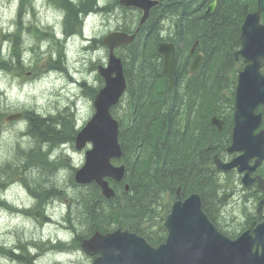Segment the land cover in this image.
Masks as SVG:
<instances>
[{"label":"trees","instance_id":"1","mask_svg":"<svg viewBox=\"0 0 264 264\" xmlns=\"http://www.w3.org/2000/svg\"><path fill=\"white\" fill-rule=\"evenodd\" d=\"M212 1L164 0L152 11L145 26L146 34L141 33L137 44L128 50L125 74L131 100L128 117L120 123V143L126 159L125 182L129 184L130 191L117 188V196L111 201L100 198L95 185L90 186L92 193H82L70 207L77 208L76 219L87 228L84 237L95 231L124 228L157 246L166 237L164 220L178 186H182L186 195L198 192L204 201L214 200L217 189L211 157L225 147L227 140L226 132L212 131L209 120L212 114H227L234 104V70L238 65L233 55L240 47L244 18L256 9L257 0H217L214 14L205 17L203 11ZM72 2H58L66 11L70 28L78 23L80 13L86 14L95 6L93 0ZM108 10L109 6L106 7ZM167 20L172 22V40L187 45L186 48L199 40L197 51L204 56L200 72L189 79L185 89L181 87L183 78L179 74L184 77L187 73L190 55H185L184 51L177 55L174 69L176 87L168 90L162 72L163 60L156 51L162 41V21ZM239 70L236 69L237 72ZM199 97L210 99L199 104L204 112L200 122L202 133L186 125V122L194 123L196 120L191 113L196 111ZM133 106L141 108L138 117L133 115ZM32 121L37 126L30 123L32 136L40 138L42 143L47 142L40 132L53 125L34 118ZM138 136L144 138L146 145L137 144ZM215 140L220 142L218 151L212 146ZM200 153L206 155V160L199 161ZM158 168L164 175L166 173L168 179L155 173ZM82 238L78 236L74 244L79 246Z\"/></svg>","mask_w":264,"mask_h":264},{"label":"water","instance_id":"2","mask_svg":"<svg viewBox=\"0 0 264 264\" xmlns=\"http://www.w3.org/2000/svg\"><path fill=\"white\" fill-rule=\"evenodd\" d=\"M124 6H134L144 10L145 15L141 24L145 23L151 8L158 5L151 0H121ZM216 2L207 12L210 16ZM264 12V0H258V9L247 16L242 27V49L236 53V60L241 55L246 62H251L240 73L236 91V105L234 112V128L232 146L228 152H243L244 154L228 164L217 160L218 169L229 170L243 168L249 158L263 155L264 132L254 136L253 131L261 123V115L255 110L264 104V77L260 74L261 63L264 60V26L260 24L261 14ZM123 33H114L105 39L111 50L110 64L107 70L101 69V75L106 79L103 89L95 102L97 114L87 127L77 137V148L82 149L87 142L93 143V150L87 152L85 166L75 176L79 184L96 182L101 188V195L107 199L115 196L109 188L106 178L120 182L124 177L125 168L111 165L112 158H120L122 153L118 144V124L111 119L109 109L116 104L126 88L122 64L113 55L115 47L133 41ZM159 52L164 54L165 73L170 78V86L174 84L172 78L174 62V46L162 44ZM202 56H197L192 62L190 73L195 74L202 63ZM113 74L116 76L113 77ZM18 116L10 117L15 120ZM213 124L223 131V121L213 119ZM178 200L174 203L171 214L165 223L169 236L166 244L159 248L151 247L143 238L128 231L118 230L110 234H95L90 240L83 242L82 248L89 255L100 254L94 264H264V247L262 255L253 254V242L260 243L263 233L260 232L259 241L250 240L249 236H242L237 242H232L220 235L210 222L203 210L202 199L194 193L184 202L181 188L177 191Z\"/></svg>","mask_w":264,"mask_h":264},{"label":"clouds","instance_id":"3","mask_svg":"<svg viewBox=\"0 0 264 264\" xmlns=\"http://www.w3.org/2000/svg\"><path fill=\"white\" fill-rule=\"evenodd\" d=\"M75 3L76 0H73ZM20 0H0V16L5 21L4 31L6 33H14L16 31V18L19 9ZM40 5L34 3L33 8H39ZM55 20L62 21L65 12L64 10H51ZM21 20L25 26L28 27L32 21V11L25 8ZM167 23V21H162ZM160 35L163 37L167 35L162 31ZM21 39L24 41L22 44L23 51L20 56V62L25 67H31L35 63V53L28 51L34 41L29 40L27 32H21ZM49 41H41L38 51L43 56L46 55V50L49 47ZM9 42H5V47ZM55 58V53H52ZM5 61L9 60V56L4 54L2 57ZM106 62V60H105ZM11 63H16L15 58H12ZM96 76L95 72L84 77L91 86H95L93 77ZM45 103L39 88L35 81L21 83L18 77L13 76L9 72L0 70V107L4 109H27L34 110L38 115L44 116L46 113L42 110ZM63 104V101L61 102ZM53 115L55 114L52 109L48 110ZM29 122L22 120L19 123L8 127L5 125L0 130V169L5 165H10L13 168H23L27 164L26 156H18L19 150L25 153L35 147L31 137L22 136L21 134L27 131ZM49 144L44 142L40 145V151L46 154V159L49 163H55L60 159L64 153L62 152L63 145L57 148H52L49 151ZM71 157H67V165H61L55 169L53 175L42 176V170L37 166H30L24 171L26 178H30V188L35 190L37 185H40L43 190L50 191L53 187L59 192H62L67 199H79L81 190L73 188L70 184V174L72 169ZM0 183L7 184L4 191L0 192V200L5 201L10 208L0 207V247L10 249L13 252L20 254L17 245L24 244L26 253L30 256L38 257L34 260L33 264H88L79 248L72 247L74 240L73 233H61L57 237L45 235L44 231L40 229L29 216H25L22 210L32 208L38 203L37 198L31 195L28 189L18 182H8L5 175L0 174ZM14 194H18L19 198H14ZM52 203L60 204L66 209V205L61 200H53ZM48 202L44 207L47 209ZM15 209V211L11 210ZM245 217L237 213V223L243 222ZM51 240L52 245L62 243L67 250L56 251L49 249L41 251L39 247L44 241ZM0 264H18L15 259H9L7 256L0 255Z\"/></svg>","mask_w":264,"mask_h":264},{"label":"rangeland","instance_id":"4","mask_svg":"<svg viewBox=\"0 0 264 264\" xmlns=\"http://www.w3.org/2000/svg\"><path fill=\"white\" fill-rule=\"evenodd\" d=\"M20 0V4H21ZM24 1V11L25 8L27 7L32 11V14H34V17L32 19V22H35L39 28H36L33 31L30 30V32H33L32 37L29 39L30 41H36L37 38L40 40L42 38H45L47 32L51 33H56L59 32V27L61 31V27H64V21H58L55 20L54 15L52 13V9L59 10L57 7V0H23ZM101 2H109L111 3L112 0H99ZM39 4V8H33V4ZM103 4V3H102ZM113 7V4H111ZM20 7V5H19ZM18 14V12H17ZM129 11L127 12V17L126 14L120 12L119 10L115 13H110V14H103L98 11H94L85 21L83 22L85 25V33L87 37L92 41V39H103L107 34L116 31L120 25L124 23L125 19V26L130 25L132 23V17L130 15ZM17 19V18H16ZM4 24L5 21L3 20V17L0 16V49H2V54H7L9 56L10 64L12 65L11 70H5V72L11 73L13 76L18 77L21 83L25 82H33L35 81L37 83V86L39 88V93L41 94L42 98L44 99L45 103L42 107V110L46 113V115L41 116V117H48L52 113L49 112V109H52V111L56 115L59 112H64V108L62 106L65 105H72L70 101L68 100L67 97V89L64 86L61 78L58 77H50V75L46 74V69L49 66H53L54 62H56V59L58 58V55L63 52L62 46L57 43L56 41H49V47L46 50L47 54L46 55H37L34 57L35 63L31 67H25L24 69L17 70L16 65L11 63L13 56V48L11 49V43L9 42V45L5 47V42H7L5 35L7 34L4 31ZM48 25H51L50 27ZM169 24L167 23L166 27H168ZM37 29L39 30L37 32ZM12 35L14 33H11ZM71 47H67V52L66 55L68 54L67 58L65 56L63 63L72 65L74 63L76 66V73L78 75V78L80 77L81 74L84 76H88L86 68H88V61L90 57L92 58V53L84 51V48L80 45V43H77L75 46L71 43H69ZM33 45V43L31 44ZM51 45L53 46L54 50L51 49ZM100 50V60L105 61V52L103 50V47H99ZM11 51V52H10ZM52 53H55V58H53ZM121 54H126L128 56V51H121ZM69 59V60H68ZM77 59V61H76ZM93 59V58H92ZM72 61V62H71ZM86 63V65H85ZM106 63H108V56L106 57ZM40 70V71H39ZM39 71V72H38ZM86 71V73H84ZM37 73H39L40 76H37ZM186 78V76H184ZM98 87V86H96ZM63 89L65 92H63ZM71 92H73V95L75 96L78 94L80 100H79V106H78V111H75L73 114L75 120L76 127H81L83 126L87 121H89L93 114H94V107H93V97L95 96L94 93L90 92L89 95L83 94L79 89H71ZM65 94V96H64ZM63 101V104L61 103ZM123 109L118 108V113L120 112V115L123 116L126 114V109H127V97L123 99ZM68 107L69 109L71 107ZM1 109V118H0V130L3 129L5 125H7L9 128L12 127L13 125L19 123L22 120H25L22 118L20 121H11L7 122V118L10 117L11 115L19 114L23 111H30V112H35L34 110H27V109H4L0 107ZM72 111L69 110V113ZM36 113V112H35ZM37 114V113H36ZM37 120V118L35 119ZM37 127L36 125H34ZM30 127V126H29ZM28 127V128H29ZM79 127V128H80ZM27 128V133L32 135V133L28 132ZM79 130V129H78ZM66 150L68 151L70 157H71V164L72 168L78 169L83 166L85 162V152H77L75 148L72 147L71 144L66 146ZM64 158V157H62ZM67 160V159H66ZM24 165L23 167H25ZM11 169L14 171L11 172ZM3 172H5L9 176L13 177H19L23 175V168H11L9 165H5L3 169H1ZM80 195L84 193L85 189H80ZM14 198H19L18 194H14ZM53 200H59L56 198H51L50 201L48 202L49 206L46 209V214L47 217L51 218V222L48 225L42 226L39 221L43 218L38 220L35 217V212L37 210H40L38 208H33L30 214L28 215L31 217V219L35 222V224L44 231L45 235L51 236L53 238L57 237L61 233H72V231L68 230H63L62 229V224H64L65 218L67 216V210L68 207H66L67 210H65L64 207H62L60 204L52 203ZM68 204L72 205L76 199H66ZM66 205V202H64ZM74 209V216L73 217H68V219L75 224V219H76V213H77V208ZM2 222V221H0ZM42 222V221H41ZM75 228H77V232L80 235H85L82 232V229H80L76 224ZM57 233V235H56ZM50 240H46L44 242H47ZM43 242V243H44ZM22 244V243H21ZM49 243L47 242L46 244H42L41 246L44 248L48 245ZM20 252V251H19ZM17 253V252H15ZM24 253V252H22ZM85 260L88 262V264H92L93 258L86 256L82 252ZM56 264H60V262H56Z\"/></svg>","mask_w":264,"mask_h":264},{"label":"flooded vegetation","instance_id":"5","mask_svg":"<svg viewBox=\"0 0 264 264\" xmlns=\"http://www.w3.org/2000/svg\"><path fill=\"white\" fill-rule=\"evenodd\" d=\"M262 118L263 122L256 131L257 133L264 129V109ZM233 158L231 157L229 160ZM256 160V158L249 160L248 168L243 174H238L237 170L228 172L226 215L213 218L215 224L220 228L224 227L231 231L233 238L246 231L254 235L256 228L264 224V162L254 170H250L255 167ZM245 177L247 178L245 179ZM237 213L245 217L243 222L237 223ZM238 233L240 234L237 235Z\"/></svg>","mask_w":264,"mask_h":264},{"label":"bare ground","instance_id":"6","mask_svg":"<svg viewBox=\"0 0 264 264\" xmlns=\"http://www.w3.org/2000/svg\"><path fill=\"white\" fill-rule=\"evenodd\" d=\"M179 77L182 79L183 78V74H179ZM179 78V79H180ZM133 115L135 114V117H138L141 114V108H139L138 106H136V108L133 106ZM32 114H34L33 112H31ZM168 121V120H167ZM170 122V121H168ZM69 121L68 119H63L61 122L53 125V126H49L46 129H44L43 131L40 132L41 137L43 138L44 141L50 142V143H64L65 142V138H64V131L67 128ZM145 126H150L149 124H144ZM22 136H29V134L27 132H24L21 134ZM137 144L140 146L146 145V142L144 140V138L142 137H137ZM149 146V145H147ZM18 148V155L19 156H26L27 159V168L30 166H37L42 170V176H50L53 175L55 172V169L60 167L61 165H65L66 162L62 159L57 160L55 163H49L46 159V157H44L42 154L43 152L40 151V149H36V148H31L29 149L26 153L22 150H19V145H17ZM206 148H208V146H206ZM87 150H92V147L87 146L86 147ZM156 155V154H155ZM157 156V155H156ZM161 159H163V157L161 156H157ZM198 159L199 161H204L206 160V155L204 153H200L198 155ZM197 164V163H195ZM9 166V165H8ZM66 166V165H65ZM12 168V167H11ZM72 173V170H71ZM155 173L163 178V179H168V176L164 175L163 170L158 168L157 170H155ZM0 174L5 175L8 179V176L5 172H3L0 169ZM28 182L29 185L31 183L30 178H28ZM5 183H0V192L2 189V186H4ZM70 184L71 186L74 188L73 183L70 179ZM30 193L31 195H34L36 198H38L40 200L41 203L45 204L46 202H51L50 199L51 198H61L64 196V194L62 192H59L55 189V187L52 188V190L50 191H45L42 189V187H40V185H37V188L35 190H33L32 188H30ZM93 192V188L92 187H88L87 189L84 190V193L86 194H90ZM0 207H7L10 208V205H8L5 201L0 200ZM13 211H15V209H11ZM23 214L25 216H28L30 214V212L32 211V208L27 209V210H22ZM71 214V210L68 209L67 210V215ZM43 219H46L48 221H51L50 217H47L46 211L43 214ZM42 226H44V224L42 222H39ZM51 246H46V249H49ZM3 256L7 255V251L3 250L2 252Z\"/></svg>","mask_w":264,"mask_h":264}]
</instances>
